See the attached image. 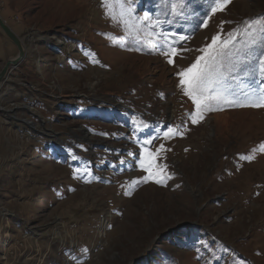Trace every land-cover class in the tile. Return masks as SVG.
Listing matches in <instances>:
<instances>
[{
  "label": "rangeland",
  "instance_id": "obj_1",
  "mask_svg": "<svg viewBox=\"0 0 264 264\" xmlns=\"http://www.w3.org/2000/svg\"><path fill=\"white\" fill-rule=\"evenodd\" d=\"M158 2L135 0L133 14L156 18ZM187 4L161 25L189 37L181 46L190 51L169 65L147 34L161 29L141 21L144 31L129 36L102 0H0V17L32 44L55 94L38 145L3 130L22 151L0 140V264H264V108L223 105L194 125L176 76L221 21L226 34L264 15V0H231L206 28L207 0ZM236 75L237 91L264 85L256 60ZM169 126L183 134L163 139ZM162 143L170 151L158 163L171 179L133 187L146 175L142 148Z\"/></svg>",
  "mask_w": 264,
  "mask_h": 264
},
{
  "label": "snow or ice",
  "instance_id": "obj_2",
  "mask_svg": "<svg viewBox=\"0 0 264 264\" xmlns=\"http://www.w3.org/2000/svg\"><path fill=\"white\" fill-rule=\"evenodd\" d=\"M134 2L135 0H102V5L106 9L105 15L121 24L129 36H135L144 31L141 21L148 22L149 29H161L162 24H172L175 18L184 17L188 8L187 0H159L157 7L162 11L156 18L147 13L137 17L133 14ZM230 2L231 0H207L208 8L200 17L202 22L198 23V27L206 28L211 17L217 12L224 11ZM114 6L118 7V12L114 10ZM162 15H170L172 19H161ZM225 23L230 22L221 21L219 31L211 37L210 42L196 50L201 54L196 56L188 67L176 72L178 87L194 106V110L188 113V119L194 125L200 123L206 113L223 110V105L264 108V85L239 91L232 86V82L237 79L236 74L251 68L253 60L258 62V72L264 79V55L255 56L258 49H264V15L244 20L226 34L223 32ZM147 34L156 38L157 43L154 47L165 55L169 65H174L176 58H182V53L190 51L181 46L189 38L186 35H178L162 29L156 32L149 31ZM255 70L257 69H253ZM182 134L178 127L169 126L163 132V139L167 140ZM151 142L146 140L144 144ZM259 150L264 152V144L259 146ZM165 151L170 149H166L163 143L154 152L142 148L139 167L146 175L132 180L133 187L140 183H147L149 180L163 185L171 179L166 171L167 165L158 163V157ZM240 159L251 161L254 156H241ZM79 172L80 170L77 169L76 173ZM125 194L131 193L126 191Z\"/></svg>",
  "mask_w": 264,
  "mask_h": 264
},
{
  "label": "crops",
  "instance_id": "obj_3",
  "mask_svg": "<svg viewBox=\"0 0 264 264\" xmlns=\"http://www.w3.org/2000/svg\"><path fill=\"white\" fill-rule=\"evenodd\" d=\"M11 28L18 36L22 38L17 27ZM22 39L24 40V38ZM22 42H24L26 45V55L15 68L9 71L7 79L0 87V109H8L4 110L6 113L0 111V140L3 144H11L9 139H6L3 131L5 129H10L11 133L16 138L18 137V133H23L28 137V142L30 140L33 141H30L29 147L31 145L35 147L38 145L36 143L39 142V138H42L43 136L42 135L38 137V133L35 132H42L44 129L42 124L43 119L46 117L44 115V102L46 99L48 100L54 97L55 94L52 86H50L47 80H45V76L42 71H39L38 69L41 65L40 61L39 63L37 61L35 53L36 50L33 48V46H31L32 44L26 42L25 40ZM37 53L40 54L38 51ZM15 55L16 47L8 39H6L5 35L0 32V69L7 59ZM14 105H21L20 110H11V108L13 109ZM7 111H9V113H7ZM3 124L5 126H3ZM31 126L34 128H31ZM11 147H14L12 148L13 152L15 148L18 152L22 151V147L19 142H16V146L11 144L8 149ZM24 147V149H26V146ZM2 159L3 157H0V161ZM6 160L7 161H4L7 164L8 159L6 158ZM2 185L4 186L5 184ZM5 187L6 185L4 188L0 185V191H6ZM4 204L5 203L0 204L1 209L3 208Z\"/></svg>",
  "mask_w": 264,
  "mask_h": 264
},
{
  "label": "water",
  "instance_id": "obj_4",
  "mask_svg": "<svg viewBox=\"0 0 264 264\" xmlns=\"http://www.w3.org/2000/svg\"><path fill=\"white\" fill-rule=\"evenodd\" d=\"M0 29L6 35V37L16 46V56L6 60L0 69V87L2 83L7 79L9 71L17 66V64L25 57L26 45L22 40L11 30V28L0 17ZM4 112V111H3ZM6 113V111L4 112ZM9 113V111H7ZM31 128H34L31 126Z\"/></svg>",
  "mask_w": 264,
  "mask_h": 264
},
{
  "label": "bare ground",
  "instance_id": "obj_5",
  "mask_svg": "<svg viewBox=\"0 0 264 264\" xmlns=\"http://www.w3.org/2000/svg\"><path fill=\"white\" fill-rule=\"evenodd\" d=\"M2 20H3V19H2ZM25 52H26V50H25ZM23 59H24V58H23ZM23 59H22V60H23ZM3 83H4V82H3ZM3 83H2V84H3Z\"/></svg>",
  "mask_w": 264,
  "mask_h": 264
}]
</instances>
